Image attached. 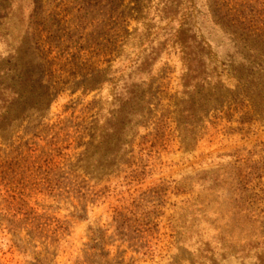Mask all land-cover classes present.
I'll return each instance as SVG.
<instances>
[{"label": "rangeland", "instance_id": "obj_1", "mask_svg": "<svg viewBox=\"0 0 264 264\" xmlns=\"http://www.w3.org/2000/svg\"><path fill=\"white\" fill-rule=\"evenodd\" d=\"M0 264H264V0H0Z\"/></svg>", "mask_w": 264, "mask_h": 264}]
</instances>
